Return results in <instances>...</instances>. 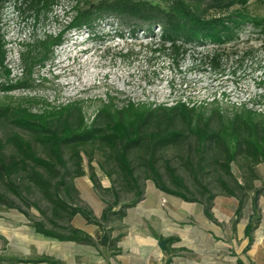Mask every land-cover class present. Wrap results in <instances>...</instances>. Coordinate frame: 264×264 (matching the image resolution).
Wrapping results in <instances>:
<instances>
[{"label": "rangeland", "instance_id": "obj_1", "mask_svg": "<svg viewBox=\"0 0 264 264\" xmlns=\"http://www.w3.org/2000/svg\"><path fill=\"white\" fill-rule=\"evenodd\" d=\"M75 1L61 0L38 23L28 17L27 11L17 9L20 0L5 4L1 33L6 43L5 68L10 71V78L0 68V108L4 107L0 111V140L20 135L32 144L40 158L52 162L47 148L12 123L13 109L18 105L40 113L44 108L58 109L68 103H79L84 122L99 128L107 122L101 109L111 101L116 109L128 102L169 107L183 96L194 101L215 96L223 119L214 106L203 112L204 121L214 130L241 112L235 106L245 105L264 115V87L259 86L264 81V0H245L229 12L216 15L228 22L232 40L220 45L210 40L201 46L191 43L185 48L179 66L166 54H152L155 44L161 42V31L155 28L148 33L143 25L108 20L100 22L93 34L68 31L45 67L33 69L30 89L4 93L3 86L24 79L22 58L30 46L47 34L55 35L66 24ZM146 1L158 3V0ZM235 22L239 27L233 26ZM213 54L220 56L217 69L202 64L206 55ZM29 100H43L46 104L29 105ZM255 120L259 122L260 117ZM175 124L183 126L179 120ZM166 125V120L159 118L146 133H155ZM182 130L186 138L175 147L159 151L157 167L170 188L165 162L174 167L188 187L187 196L195 201L160 191L151 180L144 179L140 168L135 169V176L140 178L142 194L136 198V190L121 180L116 164L105 161L107 151L100 144L81 146L78 157L72 148L63 149L66 168L55 166V176L66 175L77 191L68 197L60 190L68 206L82 208L96 220L107 206H112V211H124L122 219L109 215L101 228L79 214L69 218V209H58L59 215L54 217L52 204L27 178L30 162L26 172L10 179L12 186H19L24 203L11 192L7 181L0 180V193L24 212L0 206V264H45L23 262L41 257L64 264H164L168 256L158 246L159 236L178 238L173 245L178 252L171 256V264H235L238 260L243 264H264V163L255 164L245 153H239L228 175L218 166L219 151L213 148L204 151L202 157L207 159L211 155L216 163L210 162L202 171L197 167L200 155L196 152V139ZM13 152L12 145L2 149L5 156ZM136 154L144 156L142 152ZM137 163L134 161L133 165ZM79 165L84 175L75 177ZM37 170L53 178L54 174ZM91 172L99 184L97 190L89 179ZM47 188L53 191L52 186ZM206 207L211 218L205 216ZM250 218L254 219L255 230L248 246L244 230ZM34 222L58 232L72 226L94 239L103 233L119 239L116 245L108 247L59 242L35 233ZM80 248H90L91 253H78Z\"/></svg>", "mask_w": 264, "mask_h": 264}, {"label": "trees", "instance_id": "obj_2", "mask_svg": "<svg viewBox=\"0 0 264 264\" xmlns=\"http://www.w3.org/2000/svg\"><path fill=\"white\" fill-rule=\"evenodd\" d=\"M10 0H0V68L4 69V75L9 80L10 71L5 68L6 43L1 33V14L4 6ZM61 0H20L17 9L28 12V17L35 23L40 18H45ZM245 0H158L152 3L146 0H76L71 6L72 15L55 35L47 34L36 44L30 46L27 54L23 56L24 66L22 72L24 79L15 84L2 87L4 93H10L17 89H30L33 69L36 66L45 67L51 60L54 49L61 46L64 36L71 30H83L93 34L94 29L100 22L115 20L122 23H130L136 26H145L147 32H153L154 28L161 31V42L155 44L151 50L152 54L162 53L168 55L172 62L179 66L186 53V47L191 43H198L210 40L216 44H223L231 41V31L228 22L216 15H222L238 3ZM234 27H239L235 22ZM139 29V28H138ZM183 38V39H181ZM219 58L217 54L205 56L203 65L212 69L219 68ZM264 87V81L259 83ZM46 104L43 100H29V105ZM215 107L218 116V101L205 103L199 106L189 107L183 103H176L173 106H163L154 104H128L116 109L111 103L101 109V114L106 116V124L103 128L96 127L94 123L87 125L84 122L82 108L79 103H68L65 106L56 108H44L40 113H32L29 108L18 105L14 108L11 121L18 128L28 132L36 142L47 148L52 162L40 158L33 150L32 144L21 137L13 135L6 141L0 140V180L7 181L11 192L24 203L19 186H12L10 179L19 172H26L28 162L32 167L27 174V178L39 187L45 198L52 204L53 216H58V209H69V218L79 214L88 223L101 228L102 223H107L109 215H116L120 219L124 217V211H112V206L102 212L100 219L96 220L91 214L82 208H71L60 195V190L70 197V193L76 194V189L72 181L67 176L56 178L55 166L66 168L63 158V149L70 147L78 157V148L87 144H100L106 151L105 161H112L116 164L120 172V178L125 184L136 190V198H140L142 191L139 189V176H135V169H143L144 179L151 180L157 189L171 196L185 201H195L187 196L188 187L184 179L176 172L168 162H165L164 169L168 177L171 188L166 184L163 175L157 167V154L161 150H166L178 145L186 138L184 130L196 139V152L200 155L197 167L203 171L205 165L215 162L210 155L207 159L202 157L204 151L218 148L220 161L218 166L225 174H230V166L236 160L239 153H245L253 163H264V115L256 111L247 109L245 105L234 107L241 110L234 118L223 123L218 130L210 129L204 121L203 112L208 107ZM9 110V106H5ZM4 109L0 108V111ZM1 115V114H0ZM73 116V120H71ZM255 117H260L257 122ZM159 118L166 120L167 125L160 131L147 134L148 127ZM183 125L176 126V121ZM5 145H12L13 154L5 156L2 149ZM144 153L140 156L136 153ZM138 161L134 166L133 162ZM186 163H189L187 160ZM216 163V162H215ZM37 168H41L49 174H54L50 179L40 173ZM84 172L80 165L75 177L83 176ZM89 179L95 190L98 189V182L95 174L91 172ZM120 180V181H121ZM53 182V183H52ZM53 187L51 192L47 187ZM230 193V192H229ZM212 196L208 198L211 200ZM0 206L17 209L24 212L10 202L0 193ZM205 216L211 218L208 208L204 209ZM254 219L245 227L244 234L248 239V246L252 242V232L255 230ZM35 233L48 239H55L59 242H72L82 245L108 247L116 245L117 238H111L109 233L97 234L94 239L86 232L72 226L62 228V232L55 229H47L42 223L34 222ZM158 246L168 258L164 264H171V256L178 252L173 245L178 242L176 237L157 238ZM247 246V247H248ZM25 263H45L64 264L59 260L50 257H41L36 260H24ZM235 264H243L236 261Z\"/></svg>", "mask_w": 264, "mask_h": 264}, {"label": "built area", "instance_id": "obj_3", "mask_svg": "<svg viewBox=\"0 0 264 264\" xmlns=\"http://www.w3.org/2000/svg\"><path fill=\"white\" fill-rule=\"evenodd\" d=\"M155 29H158V28H155ZM191 99L192 98H189V97L188 98H184V96H183V97L179 98V100H175V102H171L170 105L173 106L176 103L180 102V103L185 104L186 106L193 107V106H199V105H202V104H205V103H209V102H213L214 100H217L215 98V96H212L211 99L205 98L204 100H201V101H194V100H191Z\"/></svg>", "mask_w": 264, "mask_h": 264}, {"label": "crops", "instance_id": "obj_4", "mask_svg": "<svg viewBox=\"0 0 264 264\" xmlns=\"http://www.w3.org/2000/svg\"><path fill=\"white\" fill-rule=\"evenodd\" d=\"M81 230V229H80ZM83 231V230H82ZM88 234V233H87ZM91 236V235H90ZM24 242H26V239H24ZM74 244H76V243H74ZM77 252L78 253H81V254H83V255H85L86 253H88V254H90L91 253V249L90 248H83V249H81L80 248V250H77ZM22 255V252H20V255L19 256H21ZM19 259V258H18ZM22 261V260H21ZM60 261V260H59Z\"/></svg>", "mask_w": 264, "mask_h": 264}]
</instances>
